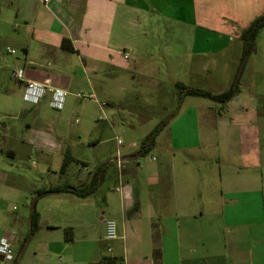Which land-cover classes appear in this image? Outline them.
I'll use <instances>...</instances> for the list:
<instances>
[{
	"label": "crops",
	"instance_id": "1",
	"mask_svg": "<svg viewBox=\"0 0 264 264\" xmlns=\"http://www.w3.org/2000/svg\"><path fill=\"white\" fill-rule=\"evenodd\" d=\"M217 1L219 9L208 0L201 8L197 0H53L49 6L42 0H0V106L16 105L23 96L25 83L13 75L18 69L24 70L25 80L67 92L57 117L41 114L51 104V93L35 104L38 111L26 121L28 132L21 139L27 150L5 148L14 157L22 151L27 157L37 154L55 161L40 168L41 180L33 179L27 193L7 183L0 169V242L7 238L14 256L9 260L0 254V264H264L260 139L252 129L245 134L243 122L226 121V111L216 104L180 95L176 87L178 81L195 87L191 78L197 73V57L205 60L215 51L196 49L195 40L183 50H161L157 58L178 65L169 71L171 87L166 91L162 70L145 72L153 54L146 49L151 44L148 33L134 29L149 12H160L165 5L176 13L190 10L191 19L178 17L184 23L225 35H239V28L246 29L264 14V0ZM64 38L73 49L62 46ZM127 47L131 54L125 52ZM199 71L204 73L203 68ZM138 75L152 77L162 107L169 99L180 110L155 125L169 119L147 151L135 142L123 148L119 142L116 154L103 155L99 146L107 140L106 125L99 121L106 110L76 93L93 92L112 111L120 105L117 94H126ZM132 92L130 108L144 121L154 97L141 104L142 92ZM228 102L224 106L232 100ZM23 113L22 105L17 114ZM180 119L191 124L196 143H188V138L177 145L176 135L165 134ZM0 127L5 140L7 125ZM235 127L238 133L225 135V149L214 151L220 144L213 131ZM154 128L147 130L144 140ZM149 151L151 157L140 158ZM101 172L97 189L86 196L48 192L55 186L85 187ZM35 195L32 208L37 209L38 221L31 234L32 211L11 216L4 202L18 197L27 204ZM109 220L117 224L114 240L106 238ZM155 250L160 252L158 259Z\"/></svg>",
	"mask_w": 264,
	"mask_h": 264
},
{
	"label": "rangeland",
	"instance_id": "2",
	"mask_svg": "<svg viewBox=\"0 0 264 264\" xmlns=\"http://www.w3.org/2000/svg\"><path fill=\"white\" fill-rule=\"evenodd\" d=\"M180 1L183 2L186 0ZM203 1L204 0H197L199 8H201ZM208 1H210L211 4L212 2H216V8L219 9L217 0ZM216 12L217 11L214 13L216 14ZM181 16L191 19L190 10L189 12L185 10L184 12L180 11L176 13V8L165 5L160 12L157 10L149 12L146 20H143L139 27L134 28L141 32L145 28V32L148 33V39L151 40V44L147 46L146 49H148L150 53H153L149 56L152 60L151 65L145 69V72L151 73L154 72L155 69H159V71L162 70L165 74L163 87L164 90L167 91V89L171 87L169 86V82H171L172 79V75L169 76V71H176L178 65H167L163 60L157 58V56H161V50L166 52L168 48H172L174 52L183 50L189 40H195L197 44L196 49H211V51H215L208 58L206 56L205 60H201V56L196 59L197 73L191 78V82L192 85L197 88L209 90L214 93L224 92L231 86L237 71L240 70L243 65L241 74L239 75L238 91L236 95L230 99L232 103L228 105V102L227 105L224 106L225 103L214 102L204 97H196L197 99L195 100L216 104L217 109L221 112L225 110L226 112L223 118H225L226 121H235V123L243 122V132H245V134L247 132L246 130L252 129L253 133L257 134L260 139V150L262 155L264 151V28H261L255 37L254 49L242 60L244 42L240 35L243 29L239 28V35L231 33L225 35L215 30L206 29L202 25L198 26L192 23H184L183 20L179 19L182 18ZM200 23L202 22L200 21ZM164 43H168V46H165ZM125 52L131 54L132 50L130 47H127ZM202 68L204 73L199 71ZM151 79L152 77L149 76H136L135 80H133L134 84H129V90L126 94L125 92H123L122 95L121 92L117 94V103L120 105H117L115 108L113 107L112 111L106 109L107 102H105L106 108H102L106 111L101 113L103 119L100 117L102 120L99 121V124L101 126L106 125L103 131V137L107 140L99 146L101 154L109 157L116 154V148L119 142H123V145H121L122 148L130 142H135L138 146H143L144 142H147L144 140V135L147 133V130L156 127L155 125L161 119L170 117L180 110V106L173 102H169V99L165 107H162L158 103L156 97V90L158 87H152ZM133 89L142 92L141 104H149L148 102L154 97L152 102L153 105L148 106L150 108L146 109V113L149 117L144 121L136 116V113H138L136 111L138 110H132V108H130V105H132L131 100L135 95V93L132 92ZM100 99L101 98H99V100ZM41 100H43V98ZM100 102L104 101L101 99ZM38 103L25 101L23 96H20L16 105H13L14 107H8V105L0 106V126L7 125V132H9V136H6L5 140H2L1 136L3 132H1L0 127V169L5 171L4 178L7 183L19 185L23 193L29 192L33 187V179L37 181L41 180L40 168L44 165H50L53 162L52 159L55 161L54 158H44L37 154L33 157H27L22 154V151L18 156L14 157L5 151V148L8 146H13L19 151L28 149L21 139L26 136L28 132L26 121L36 116L38 110L35 104ZM22 105L24 106V113L19 116L17 112L22 109ZM60 112H62V109H57L50 104L42 110L41 114L48 118H53L57 117ZM249 122H252L250 128L247 126ZM110 123H113V126H111ZM252 130L250 132H252ZM236 132H239L237 127L233 128V130L225 128L217 131L214 130L213 133L219 136L218 143L220 146L218 147L216 144L215 147L211 146L214 147L212 149L219 152L225 149V141H223L226 139L225 135L230 133L234 134ZM165 134L176 135L177 145L185 143L188 138V143H196L195 140H192L195 138V133L192 130L191 124L182 123V119L172 123L170 129L168 127L165 131ZM161 136L158 141H160L164 135ZM152 153L156 154V151ZM150 155L151 151L146 152L140 156V158L148 159ZM262 158L264 159V154ZM214 163L216 166H221L218 160ZM261 166L260 173L263 178L260 184L262 201V196L264 197V160H261ZM36 197L35 195L27 204H23L22 200L18 197H11V202H4V206L8 209L11 216L17 213L25 214V212L29 214L33 210V202Z\"/></svg>",
	"mask_w": 264,
	"mask_h": 264
},
{
	"label": "trees",
	"instance_id": "3",
	"mask_svg": "<svg viewBox=\"0 0 264 264\" xmlns=\"http://www.w3.org/2000/svg\"><path fill=\"white\" fill-rule=\"evenodd\" d=\"M261 28H264V14L260 15L257 17L249 27L244 29L241 32V39L244 42V49H243V56L242 60L245 59L249 55V53L254 49L255 47V37L260 31ZM62 46L67 48V49H73V46L71 45V42L69 39L64 38L62 42ZM239 70L237 71L234 81L231 84L229 88H227L224 92L222 93H214L209 90L197 88V87H191L187 86L185 83L178 81L176 82V87L180 93V95H190V96H197V97H204L208 98L214 101H218L220 103H226L230 99H232L237 91H238V82H239V75H238ZM168 120H164L161 124L156 126L154 130L148 135L147 139L144 142V145L142 146L144 151H147L148 146L150 147L151 145L154 144L155 137L159 131L168 123ZM147 146V147H146ZM104 172H101L99 174V177L94 176L91 183L85 187H65V186H55L51 187L48 192H59V191H71L74 192L80 196H86L88 194L93 193L100 181L103 179ZM44 192L39 191L38 194L41 195ZM37 221H38V213L35 208H33L32 213H31V234L36 230L37 228ZM155 258L160 257V252L158 250H155L154 252ZM92 264H108L107 262H101V263H92Z\"/></svg>",
	"mask_w": 264,
	"mask_h": 264
},
{
	"label": "built area",
	"instance_id": "4",
	"mask_svg": "<svg viewBox=\"0 0 264 264\" xmlns=\"http://www.w3.org/2000/svg\"><path fill=\"white\" fill-rule=\"evenodd\" d=\"M53 0H42L45 6H49ZM14 52V50H11ZM126 57H129L128 54H125ZM15 78L18 80L24 81L25 90L23 93V98L25 101L38 103L42 98L45 97L47 93L52 94L51 105L57 109H62L64 106L65 98L67 92H64L58 88L49 86L48 84L37 82L31 79H24V70L18 69L14 73ZM76 95L81 99H94L96 100L101 107H105V102H100L97 100V97L93 92L79 91ZM117 224L115 221L109 220L106 224V238L109 240H114L117 238ZM111 250V248H109ZM0 254H2L6 259H13V252L11 243L7 238H2L0 242Z\"/></svg>",
	"mask_w": 264,
	"mask_h": 264
},
{
	"label": "water",
	"instance_id": "5",
	"mask_svg": "<svg viewBox=\"0 0 264 264\" xmlns=\"http://www.w3.org/2000/svg\"><path fill=\"white\" fill-rule=\"evenodd\" d=\"M242 67H243V65L241 66V68H240V70H239V72H238V75L241 74ZM219 93H222V92H219ZM34 202H35V200H34ZM34 202H33V203H34Z\"/></svg>",
	"mask_w": 264,
	"mask_h": 264
}]
</instances>
